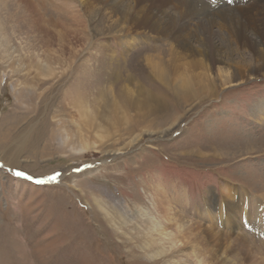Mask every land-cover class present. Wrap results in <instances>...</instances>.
Masks as SVG:
<instances>
[{"label":"rangeland","instance_id":"1","mask_svg":"<svg viewBox=\"0 0 264 264\" xmlns=\"http://www.w3.org/2000/svg\"><path fill=\"white\" fill-rule=\"evenodd\" d=\"M94 1L0 0V264H264V0Z\"/></svg>","mask_w":264,"mask_h":264},{"label":"bare ground","instance_id":"2","mask_svg":"<svg viewBox=\"0 0 264 264\" xmlns=\"http://www.w3.org/2000/svg\"><path fill=\"white\" fill-rule=\"evenodd\" d=\"M95 1H97V0H95ZM94 1V2H95ZM81 2H83V0H81ZM98 2V1H97ZM163 2H167V0H149V3H153L154 5L156 4V5H158V4H160V3H163ZM84 4V3H83ZM88 4H89V0H88ZM94 4V3H93ZM96 4V3H95ZM153 4H151V5H153ZM4 5V4H3ZM4 7V6H3ZM95 6H92V7H89V6H87V7H85L86 8V11L88 12V15L90 16V15H92L93 14V12H95V9L96 8H94ZM142 13V12H141ZM143 14V13H142ZM143 16V15H142ZM141 17V16H140ZM4 18V17H3ZM261 29V28H260ZM261 32H262V30H260ZM15 34V33H14ZM256 43H258V45H256V48H259L260 49V42L259 41H257ZM219 53V52H218ZM264 53V52H263ZM171 56V55H170ZM171 58V57H170ZM173 58H174V56H173ZM177 58V57H176ZM179 58V57H178ZM28 59H29V57H28ZM33 60V59H32ZM175 60V59H174ZM34 61V60H33ZM169 61V60H168ZM170 62H171V60H170ZM198 63H194V62H189V63H184V64H180V63H178V60H177V63H175L174 65H173V68H172V75H173V79H174V81H178V85L182 88V91L184 90V89H186L185 87H183L184 86V84H186L189 80H187L188 78H186L187 77V72H190L191 70H194L195 68H198V66L196 67V65H197ZM38 65V64H37ZM170 65V64H169ZM179 66H180V68H182V71H180L179 72ZM182 66V67H181ZM36 67V66H35ZM160 67V65H159V63H151V69H153V72H155V76L160 80V81H167V79H168V77L166 76V74L163 72V69H160L159 68ZM171 68V67H170ZM210 68V67H209ZM187 69H188V71H187ZM191 72H193V71H191ZM190 72V73H191ZM196 72V71H195ZM204 74V73H203ZM189 75V74H188ZM201 75H202V73H200V72H197V73H192V74H190L189 76L191 77V78H198L197 80H195L194 81V85H196V88L197 87H200V86H203V81L201 82V78L204 76H202L201 77ZM190 78V79H191ZM172 79V80H173ZM203 79V78H202ZM192 81V80H191ZM207 82V81H206ZM177 83V82H176ZM208 83V82H207ZM177 85V86H178ZM198 85V86H197ZM212 85V84H211ZM135 86H137V85H135V83H134V87ZM191 86V85H190ZM208 86V85H207ZM134 87L133 88H131L130 86H128L127 88V90H126V92L128 93V95H129V97H132V99L134 98V97H137V90L138 91H140V89L139 88H135L134 89ZM193 88V87H192ZM199 89V88H198ZM187 90V89H186ZM186 90H184V91H186ZM191 90V89H190ZM195 90V89H194ZM200 90V89H199ZM198 90V91H199ZM183 91V92H184ZM105 92V91H104ZM141 92V91H140ZM144 92V91H143ZM187 92H188V90H187ZM193 92V91H192ZM205 92H209V93H213V90L211 89V90H209V91H205ZM180 93V92H179ZM182 93V92H181ZM185 93V92H184ZM139 94V93H138ZM149 94H151V93H149ZM194 94V93H193ZM144 95L146 96H144V97H141V99L139 100V101H137V100H135V98L133 99L134 101L132 102V105H133V103L135 104V107L137 108V114L138 115H141V114H143V115H146V114H151V113H155V112H157L159 109H160V107L159 106H163V105H160L159 104V101H157L156 99H154L153 98V96H151V95H148V93H144ZM146 101H149V103L148 102H146ZM144 102H146L145 104H143ZM138 103H141V105L144 107V112L145 113H139V106H138ZM141 106V107H142ZM143 111V110H142ZM150 136V135H149ZM230 193V192H229ZM231 194V193H230ZM229 194V195H230ZM229 195H228V197L227 198H229ZM233 196V195H232ZM230 197H231V195H230ZM157 211V213L160 215V216H163V218L165 219V221H167V222H169V224H170V227H174L175 229H176V234H177V237H181V239L180 238H176L175 236H173V234H172V236L170 237V236H168V238L170 237V241H172V244L173 243H175V245L174 246H179V245H181L183 242V239H185V241H184V243H183V245H190V246H192V247H195L194 245L198 242V240H199V238L201 237L202 239H204L205 241L203 242V244L202 245H204V249H207L208 251H209V253L211 254V258H213V259H215L217 262H219L220 261V263L222 262L223 264H225V259L223 260V259H219V253L217 254V252H219V251H217V249L219 248L218 246H219V243L220 242H218V241H215L216 240V236L215 235H213V234H209L208 232H205V230H201L199 227L197 228V226H187V228L185 229V230H181V228L178 226V224H177V222H176V220H175V218H173V217H171V216H168L167 215V213L166 212H164V214L162 213V211H159V210H156ZM260 214V213H259ZM249 216V215H248ZM261 216V215H260ZM194 230V232H191V230ZM161 230H163V228L161 229ZM175 241V242H174ZM200 242V241H199ZM239 242V241H238ZM237 242V243H238ZM195 243V244H194ZM236 243V244H237ZM179 244V245H178ZM182 246V245H181ZM191 247V248H192ZM236 250V249H235ZM165 251V249L164 248H159L156 252V254H162L163 252ZM246 253V252H245ZM247 256L249 255V257H250V255H251V253L250 254H246ZM245 255V256H246ZM252 257V256H251ZM246 259V258H245ZM211 259H210V261H205V260H203V262L202 263H204V264H210L211 263ZM245 261V263H246V260H244ZM252 261V260H251ZM215 262V261H214ZM201 263V264H202ZM244 262H242V264H243Z\"/></svg>","mask_w":264,"mask_h":264}]
</instances>
